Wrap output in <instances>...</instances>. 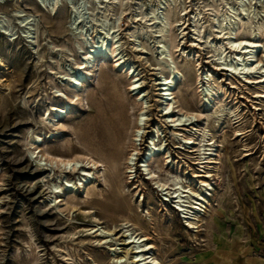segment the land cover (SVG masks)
I'll return each instance as SVG.
<instances>
[{
    "label": "rangeland",
    "instance_id": "rangeland-1",
    "mask_svg": "<svg viewBox=\"0 0 264 264\" xmlns=\"http://www.w3.org/2000/svg\"><path fill=\"white\" fill-rule=\"evenodd\" d=\"M242 1L243 6L238 0H74L71 9L63 1L56 10L34 0L15 3L35 22L9 16L0 21V264H112L117 257L107 251L110 243L121 251L124 236L144 233L157 264H264V81L231 76L214 60L216 45L228 47L226 12L233 16L237 37L253 36L259 24L264 27V0ZM7 7L14 2L0 3V15H8ZM164 14L171 29L161 32ZM217 20L224 25L218 27ZM111 24L134 76L109 58L96 57L82 89L73 90L70 81L86 61L85 52L93 49L92 39L104 36ZM34 34L37 49L30 44ZM179 42L177 52L173 46ZM161 44L171 45L167 62L179 71L173 86L175 109L181 108L176 115L189 123L187 131L177 130L186 138L180 149L169 135L172 129L157 115V83L168 74L166 60H159ZM196 62L207 73L201 82ZM137 78L143 88L139 96L129 91ZM58 94L74 99L59 117L64 128L53 125L58 119L54 111L46 116L65 102ZM140 96L148 104L150 128L159 124L158 138L170 152V165L165 164L159 179L147 178L138 166L133 179L125 173ZM109 117L121 124L118 147L96 138ZM28 130L41 137L40 155L47 151L86 166L98 161L97 180L78 187L75 198L66 190L57 207L49 205L54 196L46 186L65 177L56 170L58 161L30 154ZM50 133L54 136L48 138ZM142 134L136 158L147 153L152 137ZM156 157L149 168L162 163V153ZM171 175L193 189H200L201 180L209 183L205 211L195 227L189 228L175 209L173 185L157 186L156 181L164 183ZM67 177L76 185L79 173ZM97 229L110 234L101 247L91 234Z\"/></svg>",
    "mask_w": 264,
    "mask_h": 264
},
{
    "label": "bare ground",
    "instance_id": "bare-ground-1",
    "mask_svg": "<svg viewBox=\"0 0 264 264\" xmlns=\"http://www.w3.org/2000/svg\"><path fill=\"white\" fill-rule=\"evenodd\" d=\"M5 1H12L14 2V7L8 8L7 7V14L8 15H0L1 20L0 21H5L7 19V16L13 17L18 19L19 22H27L33 23L35 22V19L31 17L30 14L24 13L23 9L18 7L15 3L20 0H0V3H4ZM39 7L41 8H47L48 10L58 8L59 6L62 5L63 1H67L71 5H68V7L71 9L73 6V1L74 0H34ZM89 1V0H88ZM105 2H109L110 0H104ZM173 3L178 4L177 0H172ZM239 3L243 6V1L238 0ZM112 3V2H110ZM228 3V2H227ZM229 4V3H228ZM171 7V6H170ZM177 6L174 7L176 9ZM173 8V6H172ZM178 8V7H177ZM231 10H235L233 6L229 7ZM171 9V8H169ZM181 9V7H180ZM244 8L242 7V10ZM156 10V9H155ZM246 10V9H244ZM170 11V10H169ZM174 11V10H173ZM50 12V11H49ZM71 12V10H70ZM178 12V11H177ZM183 12V11H182ZM181 12V13H182ZM168 13V12H166ZM184 13V12H183ZM170 14V13H169ZM180 14V13H179ZM33 16V15H32ZM248 16V15H247ZM156 18V17H155ZM250 17L248 16L247 18V23L251 24L250 22ZM160 19V18H159ZM195 21L198 20L197 15H194ZM135 20V19H134ZM223 20H229L228 26H224V29H227L225 32V38L227 40V45L228 47H224L223 45L219 44L215 46V54H214V60L217 66L220 67L221 70H226V72L229 70L231 73V76H237V77H245V78H250L253 80H249L248 82L255 83V84H260L264 80V27L259 24L257 27V33L253 34V36H248L245 37L239 35L237 37L236 35V23L233 19V16L228 12H226V15H224ZM135 21H139L140 19H137ZM179 21V20H178ZM199 21V20H198ZM164 23V27L161 29V32L164 30L171 29L170 28V23H169V17L168 14H164L162 16V22ZM217 23L219 24L218 27H221L223 24L222 21L217 20ZM113 24V23H112ZM108 25L106 27L105 35L104 36H97V38L93 40V49H88L85 53V60L79 63L77 67V71L75 76L73 77L72 81L73 82L71 87L75 91H80L83 87L84 82L87 80V74L90 75V69L92 68L93 61L96 59V57L99 58H104L106 57L107 59L109 58L113 65L116 67H120L123 71L126 72L128 75L129 71L132 75L134 76V69L133 65L123 59L119 49H118V39H116V34L114 27L116 26L113 25ZM139 24V23H138ZM184 24V22L182 23ZM28 25V24H27ZM26 25V26H27ZM199 28V27H198ZM201 28V27H200ZM138 29V28H137ZM197 30V29H196ZM199 30V29H198ZM4 31V30H3ZM134 31V30H133ZM200 32V31H199ZM5 33V31H4ZM131 33V32H130ZM7 34V32L5 33ZM133 34V32H132ZM165 34V33H164ZM132 36V35H130ZM220 35H216V37H219ZM32 40L31 41V47L34 49L38 48L39 42L37 39V35L34 34L32 35ZM176 42V41H174ZM173 42V43H174ZM171 43V45L173 44ZM177 44V43H176ZM175 46H173L176 50L175 51H181L182 47L180 48V42ZM170 45V46H171ZM192 46H197L198 44L193 42L191 44ZM169 46V47H170ZM167 47V44H161L160 46V58L159 60H166L165 67H167L168 74L166 76L162 77L161 82H158V88L157 90L159 91L158 94L160 96V101L158 103V109H157V115H158V120L163 122V125L170 127L172 130L169 133L174 139H176L178 145L175 146L176 148H182L186 144V138L182 136L183 134L177 132L182 130V131H187L185 127L189 123H183L176 115L178 111H181V108H178L177 110L174 106V96H173V88L175 87L176 83L179 81V71L175 66L172 64L168 63V57L170 55V49ZM228 51H226V49ZM191 52V49H190ZM194 53V52H192ZM181 54V52H180ZM182 55H184V51L182 52ZM187 54H185L186 56ZM234 64V65H233ZM196 68H197V80L198 82H201L203 79H207L206 75L207 73L201 70V65L200 63L196 62ZM89 72V73H87ZM137 75V74H136ZM244 78V79H245ZM138 79H135L132 83L129 84V91H132V93L136 96H139L142 94V89L141 85L138 82ZM247 80V79H246ZM245 80V81H246ZM247 82V81H246ZM162 87H161V86ZM174 86V87H173ZM161 87V88H160ZM213 88V87H211ZM61 96L65 102L60 108L53 107L49 109V113L46 115L48 116L51 111H54L56 113V118L57 121L55 124L53 122V125L55 126H60L62 128L65 127V125L59 123V117L65 116V114L69 111V106L71 103H73V98L69 99L68 96L58 94ZM257 98H261L262 94L257 93ZM137 100L142 101V108L141 112L137 115V117L134 120V126L135 129L133 130L131 142H132V148L131 151L126 159H125V164H126V170L125 173H127L128 180L133 179L134 176V167L135 165V160L136 154L138 155V146H137V140L142 139L143 132L147 133L150 132L152 135L150 141H148V149L146 154H142L143 160L141 165V168L143 167L144 172L147 174V178H158L159 173H162L164 170L165 164H169L170 161V152H168L165 148V144L162 139L158 138L159 135V124L157 127H152L150 128L149 121L151 117H149L147 111H148V104L143 101V96H140L136 98ZM140 102V101H139ZM182 113V112H181ZM186 114V113H185ZM184 115V114H183ZM190 115V114H189ZM44 116V115H43ZM176 116V117H175ZM182 116V114H181ZM55 117V116H54ZM46 118V117H45ZM117 119V117H116ZM187 120V119H186ZM162 124V123H161ZM48 125V124H47ZM50 125V124H49ZM121 124L115 121L113 117L108 118V122L105 123L104 127L102 130L98 133H96V138L99 140V142H106L108 144H114L116 147L117 145L123 140L121 137ZM100 129V127H98ZM53 132V130H52ZM155 133V134H154ZM142 134V135H141ZM141 135V136H140ZM54 134L50 133L48 135V138L53 137ZM47 137V136H46ZM180 137V138H179ZM160 140V141H159ZM27 141L29 146L32 148L30 151V154H36V156L39 158L40 157H48L51 161H58V168L56 169L59 174L63 175L65 177V180L56 183H50L48 184L47 181V189L54 196L52 200H50L49 205L56 206L58 202L61 200V196L64 195V191L68 190L71 192V195L75 198L77 195V189L78 187H81L84 189L87 184L92 183V181H96L95 173L98 172V166H100V163L98 161L91 160V162L87 161V166L86 164H80L79 161H77L74 158H67V157H62V156H53L49 154L47 151H44L43 154H39L40 150H37V143L38 141H41V137L38 134H32L31 130L27 131ZM166 141V140H165ZM190 143V142H189ZM41 144V143H40ZM107 144V145H108ZM39 146V145H38ZM109 146V145H108ZM157 153H162V163H158L155 168L151 169L149 168V164L152 162L157 161L158 157H156ZM165 153V154H164ZM36 158V157H35ZM157 159V160H156ZM149 160V161H148ZM209 162V161H207ZM50 163V162H49ZM52 163V162H51ZM171 163V162H170ZM48 167H50V170L54 171V165H50L47 163H44ZM174 164V163H173ZM43 165V166H45ZM138 165V164H137ZM170 165V164H169ZM57 164L55 163V167ZM89 166V167H88ZM171 168H174V165L170 166ZM42 169H47L46 167H42ZM79 173V178L78 182L76 185L71 184V180H68V173ZM53 174V173H52ZM48 175V174H47ZM172 176V175H171ZM58 177V175H57ZM62 177V176H61ZM48 179H52L50 176L47 177ZM146 179V178H145ZM159 179V178H158ZM161 180L156 181L157 186H163L167 183H170L173 185L172 189V196L176 198V205L175 207L182 212V216L186 218L187 220V226L190 228L195 227V224H197V221H199L201 217V213H204L205 207H206V195H209L210 193L208 192V186L209 183L206 182L205 180H201V185L200 189H193L188 181L182 180L178 178L177 176H172V177H166L165 182L161 183ZM155 182V183H156ZM160 182V183H159ZM185 183V185H184ZM46 184V183H45ZM201 186H204L202 188ZM171 189V188H170ZM49 194V195H50ZM172 199V198H171ZM133 205V201L131 203ZM57 207V206H56ZM55 207V208H56ZM175 208V209H176ZM198 227V226H197ZM198 229V228H197ZM97 230L92 231L91 234H94L95 240H96V245L98 247H101L103 243L108 242V239H105L108 234L107 232H104L103 230ZM98 237V239H97ZM127 239L125 240L124 238ZM148 239L147 234L143 235H129V236H124L122 239V246L124 247L123 250L119 251L116 248V243H110L106 248L107 251L110 252V255H115L117 257V260L113 261L112 264H157L156 258H154L151 254V248L153 247ZM119 252V253H118Z\"/></svg>",
    "mask_w": 264,
    "mask_h": 264
}]
</instances>
